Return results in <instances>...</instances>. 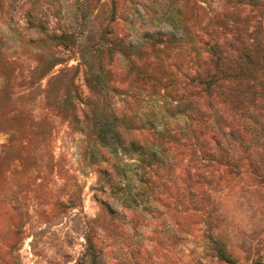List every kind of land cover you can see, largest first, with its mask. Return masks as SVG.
Wrapping results in <instances>:
<instances>
[{
	"label": "rangeland",
	"instance_id": "1",
	"mask_svg": "<svg viewBox=\"0 0 264 264\" xmlns=\"http://www.w3.org/2000/svg\"><path fill=\"white\" fill-rule=\"evenodd\" d=\"M258 56L264 0H0V264H264Z\"/></svg>",
	"mask_w": 264,
	"mask_h": 264
},
{
	"label": "trees",
	"instance_id": "2",
	"mask_svg": "<svg viewBox=\"0 0 264 264\" xmlns=\"http://www.w3.org/2000/svg\"><path fill=\"white\" fill-rule=\"evenodd\" d=\"M253 61H254V60H253ZM252 63H254V65H258V66H261L262 68H264V62L261 63V57H260V56H258V57L256 58L255 62H252Z\"/></svg>",
	"mask_w": 264,
	"mask_h": 264
}]
</instances>
